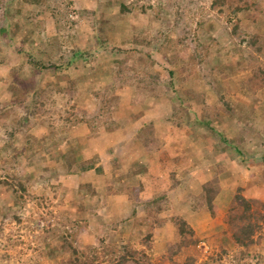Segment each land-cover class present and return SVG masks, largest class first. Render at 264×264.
I'll return each mask as SVG.
<instances>
[{
    "label": "rangeland",
    "instance_id": "374dc122",
    "mask_svg": "<svg viewBox=\"0 0 264 264\" xmlns=\"http://www.w3.org/2000/svg\"><path fill=\"white\" fill-rule=\"evenodd\" d=\"M0 1V26L12 28L22 26V33L15 40L6 41L1 37L4 50L0 60L5 57L6 62H0V138L7 144L3 146L4 143H0V181L17 185L15 179L19 176L22 177L27 190L26 193H20L22 200L20 198V201H17L6 186H0V264H61L60 258H57L59 253L54 254L55 258L53 253L61 251L64 242L73 244L81 250L101 247L102 251L107 245L120 248L131 241L137 250H141L143 246L140 240L149 234L153 235L154 249L149 253L153 255V263L165 260V264H184L187 257H192L198 259L199 264L207 261L212 254H219L222 255L221 260L211 264H236L238 247L227 237L225 226L213 220L209 211L200 206L196 199L202 193V186L218 176L222 187L218 198L221 209L225 210L238 188L244 186L246 196L257 197L264 203V88L253 95L241 82L247 77L249 83V78L258 70L264 72V50L258 53L255 48L243 44L239 37L232 34L238 23L241 24L242 32L249 37L257 33L264 34V0H257L258 22L248 19V15H252L249 12L233 15L229 13L228 6L213 9V0H44L39 6H29L25 0H17L12 4L10 0ZM122 4L126 6L134 4L137 9L130 16L123 17L120 15ZM143 5L147 7V13L139 10ZM23 7L25 11L22 10ZM160 7L161 14L157 15V9ZM17 9L21 10L19 15ZM10 15H13V19L8 20ZM120 19V25L115 26L119 28L112 31L113 25ZM23 20L35 24H24ZM32 30L35 32L34 41L37 44L34 48H42L48 53L53 51L54 57L58 58L66 55V61L61 63L64 68L72 49L92 48L96 35H107L110 46L118 45L121 49L134 48L132 42L123 46L119 41L134 40L136 36L141 37V40L150 39L152 35L158 36L162 45H166V39L170 38L179 44V51L188 59L187 62L192 61L191 55L197 56L195 60L197 64L201 57H207L193 82H190L193 84L182 81L186 78L185 72H180V75L177 73L174 78L176 85L174 92L165 88L169 93L164 98L165 102L161 100L157 102L158 106L153 108L158 113L153 118L157 124H160L159 121L162 122L161 125L163 120L169 121V125L164 124L167 126L162 127L160 131L165 129L167 135H173L177 139V136H182V131L189 135L178 139L174 145L170 143L165 147L164 142L159 141L155 154L160 152L164 169H158L165 170L162 173L164 177L155 179L153 176L154 187L137 194L138 218L144 215L142 218L148 219L145 207L158 197L167 198V203L166 200L163 201L166 207L164 218L159 215L160 221L154 224L153 229L148 226V221L134 223L132 219L116 217V207L121 204V199L111 202L110 197L114 195L108 196L101 189L92 202L100 201L102 206L94 211V216L92 210L87 209L92 212V217H95L89 218L83 201L90 196L80 198L78 189V182L82 180L80 176L63 177L51 182L47 180L53 172L62 171L64 168L63 163L55 159V154H64L70 148L84 160L100 157L99 161L102 165L106 163L107 170L116 155H122V169L112 170L115 176L113 179L125 172L126 168L137 169L149 160L146 158L142 161L149 150L146 149L140 156L139 154L136 156L137 142L132 138L138 132L140 126L138 123L128 130L122 128L119 132L123 133L121 137L119 134L115 136L112 131L107 132L102 127L101 138H96L99 135L90 138L86 127L80 126L71 133V136L75 135L76 138L72 139L70 136L68 140H63L49 151L37 152V145L52 131L49 132V127L60 123L58 113L61 108L54 107L49 98L48 105L30 111L32 94L28 93L29 98L20 96L21 89L29 90L31 86L39 85L47 89L51 83L58 84L59 77L70 75L76 78L81 75L78 73L92 70L89 64L81 66L80 69L72 65L68 70L60 72L55 69L42 73L33 70L26 60L33 46L30 45L32 43L26 46L28 39L24 35ZM54 39L56 45L52 43L49 47L48 42ZM19 50L24 54H19ZM102 51L99 54L95 53L96 58L98 55L99 58L93 66L94 68L98 66L95 70L99 73L98 68L108 70L104 65L112 67L109 59L105 64L101 60L109 57ZM153 53L158 52L155 49ZM37 58L41 59V56ZM186 66L190 68L189 65ZM167 68L178 70L172 65ZM160 70H163V67L157 66L153 72ZM66 84V80L63 79L62 85ZM82 85L79 87L80 96L75 102L78 104L84 100L80 108L86 112V118L90 119L97 109L96 103H99V98L96 94L101 91L103 82L102 80L97 83L91 82L95 87ZM134 92L131 87L115 89L114 95L122 100V106L125 104L122 113L116 114L117 117H128L133 109L140 106L142 111L148 98L136 104L133 100L136 96ZM59 99L58 96L57 101ZM171 102L179 109L177 123L185 122L180 126L181 129L176 122L171 123L173 109L168 106ZM224 103L230 105L231 112L224 111L227 106ZM7 111H11V114L4 116ZM152 115L150 109L149 119ZM26 117L27 121L24 119ZM208 118L218 119L219 125L212 121V124L204 126L203 122ZM11 133H14L12 139L9 137ZM240 136L242 138H237ZM239 139H242V142ZM48 144L52 143L49 141ZM161 149L163 152L159 151ZM175 149L179 153L172 154ZM236 149L245 152V156L240 154L243 160L252 158L248 166L243 164L239 155L237 156ZM226 151H233L235 156L232 158L230 155L222 156L227 153ZM19 153L21 156L18 157ZM125 154H129V162L124 161L127 158ZM201 157L207 161L202 167H189L190 164L195 165ZM100 179L95 172H90L85 178L86 181L94 183ZM122 181L118 177L111 186L119 185L123 183ZM113 206L115 210L111 215L109 210ZM132 206H135V202ZM184 215L190 218L201 242L195 249L184 251L180 258L169 260L168 245L177 240L172 219ZM100 228L101 233L97 232ZM262 228L264 231V225ZM261 256L264 264V241ZM69 257L70 253L63 255L66 260Z\"/></svg>",
    "mask_w": 264,
    "mask_h": 264
},
{
    "label": "trees",
    "instance_id": "16d2710c",
    "mask_svg": "<svg viewBox=\"0 0 264 264\" xmlns=\"http://www.w3.org/2000/svg\"><path fill=\"white\" fill-rule=\"evenodd\" d=\"M11 4L16 2L17 0H10ZM29 5L39 6L44 0H25ZM1 3V1H0ZM26 3V4H27ZM111 4L115 5L114 2ZM220 6L226 7L228 6L229 13L233 15H237L243 12H249L253 15H248V19L252 21L258 22L259 20V4L257 0H213L212 8L217 9ZM137 9L136 5L126 6L122 4L120 7V15L123 17L130 16ZM153 10L154 8L151 7ZM161 7L157 9V15L161 14ZM143 12L147 13V7L142 6L139 8ZM19 12V11H17ZM7 13H5L6 15ZM121 18V17H120ZM13 19V15L8 17V20ZM44 22V21H43ZM118 23L113 25L112 31L117 30L119 27H115L116 25H120L121 19L117 20ZM24 24L34 25L35 23L22 21ZM41 23H39L40 25ZM33 28V27H32ZM21 27H10V26H0V57L1 53H3L2 47V39L4 37L6 41L9 39H16L20 34ZM34 29V28H33ZM36 31V30H35ZM34 34V30H32ZM148 33V32H146ZM233 36L239 37L243 44H247L250 47H253L257 50L258 53H262L264 50V34L257 33L254 35H245L242 32L241 24L238 23L233 31ZM259 34V35H258ZM107 35L95 37V42L92 48L81 50L79 48H73L71 53L69 54V58L67 59L66 67L64 68L61 63L66 61V55L58 57H54L55 52L51 51L50 53L47 50L38 49V47L34 42V37L30 35L29 41L32 42L33 50L29 51L28 58L26 60L29 61V65L33 70L38 71L39 73L45 72L46 70L55 69L57 72L62 70H68L72 65H76L79 69L81 66L84 67L85 64L91 65L92 72L78 73L81 74L79 77H70V75H65L64 77H59L58 84L51 83L48 85L47 89L42 87H30L29 90L21 89L20 96L29 98L27 95L30 92L32 94L31 102L29 104V110L35 111L37 108L45 107L47 104V100L50 98L51 104L54 107H60L59 115L61 118L60 123L49 127V135L47 138L43 139L42 143L37 145V152L49 151L50 148L54 146H58L62 143L63 140H68L72 135V131L74 129H79L80 126L86 127V131L88 130L90 138L97 134H100V129L106 130L107 132L112 131L115 133H119L122 128L126 127L129 124H135L139 120L144 117V112L140 111L141 106L133 109V111L129 114L128 120H114V115L122 112V107L117 106L118 101L120 99L116 97L115 89H123L124 87H131L134 90L136 96L133 97L136 104L142 103L146 98L157 99L163 96H167L169 93L165 91V88L171 89L174 92L175 83L174 78L175 75L180 72H185L186 78L182 81L187 83L193 82L195 79V75L199 72L198 70L201 68L202 64L206 61L207 57H201L198 61V64L195 62L197 60L196 55H191V62H187L188 59L183 57V54L179 51V44L175 43L172 39H166V45H162L158 36L154 37L153 35L150 39H143L141 37L136 36L133 39H128L125 41H119L123 46L128 45L132 42L134 48L132 49H121L118 45L110 46L109 41L107 39ZM74 39L76 38L73 37ZM54 43L56 45L55 39L49 41V47ZM157 50L158 53H153L154 50ZM104 50V51H102ZM106 52L109 57L102 58L101 60L106 62L107 59L111 61V65H104L108 68V70L103 71L100 69V73L95 69L98 67H93L94 64L98 62L99 55L96 58L95 53ZM19 54H24L22 50L18 51ZM157 55V56H155ZM41 56V59L37 58ZM97 61V62H96ZM1 63L6 62V58L2 57L0 60ZM101 62V61H99ZM190 63V64H189ZM137 65V66H136ZM172 65L178 68V70L168 69L167 66ZM186 65H189L188 68ZM136 66V67H135ZM163 67V70L154 73L153 70L157 67ZM138 67V68H137ZM184 68V70L182 69ZM181 69V71H180ZM133 70V71H132ZM183 70V71H182ZM165 78V80L163 79ZM247 78V77H246ZM246 78L242 79L243 87L251 92L253 95L264 88V72L262 70H258L253 74L252 77L249 78V83H247ZM65 79L67 84L62 85V80ZM89 80L90 82H87ZM102 80L103 86L101 91L97 92V96L99 98V103H96L97 109L95 110V114L90 119L86 118V112L80 108L82 104H84V100L81 102H75V99L80 96V85L87 87H95V85H91V82H99ZM83 81V82H81ZM164 81V83L162 82ZM88 85H86V84ZM193 84V83H190ZM138 90V92L136 91ZM59 94V95H58ZM59 96V100L57 101V97ZM102 95V96H101ZM196 96V95H195ZM203 101V100H202ZM226 106L225 112H231L230 105L228 103H224ZM48 105V104H47ZM205 105V104H204ZM171 109H173V116L171 119V123L177 122L176 118L178 117V108L173 105H168ZM8 113H4L3 115L11 114V111H7ZM26 121L28 118H24ZM214 124L219 125L220 121L218 119L215 120H205L203 122L204 126L206 124ZM199 123V122H197ZM178 127L184 125V121H179ZM140 129L137 132V136L134 140L137 142V146L140 148H145L147 150H153V146H157L156 139V129L154 124H144L139 127ZM9 135V134H8ZM14 133L10 134V138L12 139ZM72 139L76 138V136H71ZM237 138H242L237 137ZM52 144H48V142ZM242 142V139H239ZM135 142V141H134ZM0 143H4L3 146H6L7 142L3 141L0 138ZM237 155L245 156L244 153L240 152L238 149ZM24 154V152H23ZM115 155V154H114ZM18 157L21 156L19 153ZM239 157L243 160L242 157ZM52 158V156H51ZM55 159L58 162L63 163V170L56 171L48 177L47 180L50 182L53 180H60L61 178H68L69 176H80L82 179L78 182L79 194L81 197L85 195H89L91 199L95 200L94 197L98 196L97 193V185L93 182H88L85 180L86 175L90 172H95L99 178H102L104 175V167L102 163L99 161V157H94V159L84 160L78 156V154L74 151V149L70 148L66 153L55 154ZM252 158L244 159L243 164L249 165V162ZM264 160V157H263ZM113 167L118 168L119 159L116 156L113 161ZM174 177V176H173ZM14 179V177H12ZM24 179V178H23ZM17 185L10 184L6 181H0V186H6L11 193L14 194L17 201H20V193H26V187L22 182V177H16ZM101 180V179H100ZM16 182V181H15ZM113 179L110 181H106L108 185L107 194L108 196L114 195L117 196L124 191V189L120 186H111L113 183ZM55 186L54 184H52ZM255 187V185H253ZM18 188V189H16ZM222 187L221 181L218 176L214 177L212 181L207 182L202 186V193L197 197V202L203 208H206L212 219L215 220L218 224H222L226 228L227 237L229 240L234 243L239 251L236 254V264H241L243 262H249L251 264H262L263 257L261 256L263 241H264V232L262 225H264V203L258 199H253L251 197L246 196V186L239 187L236 195L233 196L228 207L223 210L218 204V198L221 195ZM106 196V195H102ZM190 196V195H189ZM22 200V198H21ZM166 200L164 197H158L152 201L151 205L147 208V213L149 215L148 226L153 229L154 224L159 223V214L166 210L163 201ZM96 208H101L102 203L97 201L94 203ZM198 205V206H199ZM197 206V208H198ZM19 220L18 217H15ZM172 222L175 226V237L176 242L168 245V257L169 260H173L174 258H180L181 255L184 254V251L195 249L201 242V239L198 237L197 232L194 230L189 221L183 219L182 217H176L172 219ZM152 223V225H151ZM64 247L61 251H57L53 253V257L55 255L60 258L61 264H165L166 261H162L161 263H153V255L152 253L153 247V235H146L144 238L140 240V244L143 246V249L137 250L135 245H132L131 241L127 244L122 245L120 248L114 247L112 245L105 246L102 251L101 247L92 248V249H79L75 247L73 244H68L64 242ZM101 245V244H100ZM66 253H70L69 259H64L63 255ZM46 254V253H45ZM55 254V255H54ZM46 256V255H45ZM222 255L212 254V256L208 258L207 261L201 262L199 264H211V262L220 261ZM103 260V261H102ZM255 261V262H254ZM198 259L187 257L186 262L184 264H198Z\"/></svg>",
    "mask_w": 264,
    "mask_h": 264
},
{
    "label": "crops",
    "instance_id": "0c3cea01",
    "mask_svg": "<svg viewBox=\"0 0 264 264\" xmlns=\"http://www.w3.org/2000/svg\"><path fill=\"white\" fill-rule=\"evenodd\" d=\"M30 6V5H29ZM22 10H24L25 11V7H23L22 8ZM17 11H19V12H17V14L19 15V13L21 12V10H19V9H17ZM21 20V19H20ZM26 30V29H25ZM20 33H22V31H20ZM35 34V33H34ZM34 34L30 31L29 33H25L24 35H26L27 36V39H28V42H27V44H26V46H33L32 44H30V43H32V42H30L29 41V37H30V35H32V37H34ZM35 38V37H34ZM35 40V39H34ZM35 42V44H36V41H34ZM30 44V45H29ZM104 72H106L105 70H103ZM25 83H27V82H25ZM39 87H41L40 85H39ZM169 95V94H168ZM167 95V96H168ZM167 96H163V97H161L160 99L159 98H157V99H150V98H148V100H147V102L143 105V107H142V111L144 112V117L141 119V120H139L137 123H135V124H138V123H140V126L142 125H144V124H154V126H155V129H156V139H157V144L159 145L160 143H159V141L160 140H162V143H163V146L165 147V145L166 144H170V143H172L173 145L175 144V141H177L178 142V139H181L182 137H184L185 136V138H186V136L188 135V134H186L184 131H182L183 132V134H182V136H177L178 137V139L175 137V136H173V135H167V133H165V129H164V131H160L161 130V128L163 127V128H165L166 126H164V124H168V122L169 121H167V120H163V125H161V123L162 122H158V123H160V124H157L156 123V120H154L153 118H154V115L155 114H158V113H156L155 112V109H153L154 107H157L158 105V103L157 102H161V100H163V102H165L164 100V98L165 97H167ZM118 106H120V107H124V105L122 106V100L121 101H118ZM156 105V106H155ZM144 106H148V108L146 107H144ZM144 108V109H143ZM150 109H151V113L153 114L152 115V118H150L149 119V117H148V113H149V111H150ZM122 113V112H121ZM128 117H129V115H128ZM128 117H117V116H115L114 117V120L115 121H117V120H128ZM156 117V116H155ZM150 121H149V120ZM155 121V122H154ZM177 123V122H176ZM185 123V122H184ZM135 124H129V125H127L126 127H124V129L126 130H128L129 128H131L132 126H134ZM169 125V124H168ZM139 126V127H140ZM138 127V130L140 129ZM181 129V128H180ZM101 129H100V134H97V135H99V136H96V138H101L102 136H101ZM132 132V131H131ZM131 132H129V133H131ZM161 132H164V134H161L160 135V133ZM104 133L105 134H107V132L106 131H104ZM113 134L115 135V136H117L116 134H119L120 135V137L122 136L121 134H123V133H115V132H113ZM128 134V133H127ZM126 134V135H127ZM119 135H118V137H119ZM108 136H109V134H108ZM136 136H137V134L132 138V139H135L136 138ZM189 136V135H188ZM131 139V140H132ZM221 143H223V142H221ZM178 145V144H177ZM225 146V145H224ZM136 147H137V149L135 150V152H136V156L139 154V156H140V153H144L145 151H146V149L145 148H140V147H138L137 145H136ZM154 147V150H149V153H147V156H145V158L142 160V161H144L146 158H148L149 160H147L145 163H143L140 167H138L137 169L136 168H126V171L125 172H123V173H121L118 177H120L123 181V183H120L119 185H116V186H120V187H122L123 189H124V191L122 192V193H120L119 195H117V196H111L110 198H111V202H115L116 200H118V199H121V204L119 205V206H117L116 207V211H117V215H116V217H118V218H123V217H126V220L127 219H132V221L135 223V221L138 223V222H143V221H147V218L145 217V218H142V216H144V215H141V217L140 218H138V214H137V209H138V200H137V198L139 199V196H137V194L139 193L140 194V192L141 193H143L144 191H149V188H151V187H154V185H153V183H154V177H155V179L157 178V177H164L163 175H162V173L165 171V170H159L160 168L161 169H164V166H163V164H162V161H161V158H160V152L159 151H161V152H163V149H164V147H163V149H161V150H159L158 152V154H155V152H156V146H153ZM153 147H151V148H153ZM166 148H169V147H166ZM177 148H179V146L177 147ZM158 149V148H157ZM222 152H223V150H221ZM227 152V151H226ZM229 152V153H228ZM226 154H228V155H226V154H224V155H222V156H225V157H228L229 155L231 156V158L233 157V156H235V153L233 152V151H228ZM174 153H179V152H177V150L175 149V150H173L172 151V154H174ZM181 153V152H180ZM244 154H245V152H244ZM116 156H118V159H119V164H118V168L116 167V169H122V166H123V163H121V159H122V155H119V154H117ZM125 156L127 157V158H125L124 159V161L125 162H129V158H130V156H129V154H125ZM129 156V157H128ZM238 156V155H237ZM100 158V157H99ZM113 161H114V159L111 161V167L109 168V170H107L106 168H105V164L103 165V167H104V175L105 176H103L102 178H101V180L100 181H98L97 183H95L98 187H97V193H99V189H101V191L102 192H107V189H108V185L109 184H107L106 183V181H110V180H112L113 179V177H115V176H113V174L114 173H112L113 171H115L116 169H113ZM204 162H207L206 160H203L202 159V157L196 162V164L195 165H192V164H190L189 165V167H191V166H199V167H202V165H203V163ZM218 167H219V165H218ZM217 167V168H218ZM222 166L220 165V168H221ZM112 168V169H111ZM159 168V169H158ZM120 169V170H121ZM154 169H158V170H154ZM187 169V168H186ZM113 170V171H112ZM156 172V173H155ZM161 174V175H160ZM154 176V177H153ZM117 177V178H118ZM116 178V179H117ZM116 179H113V181H115ZM158 179V178H157ZM89 182H93L94 183V181H89ZM251 196H252V193H251ZM94 198H96V197H94ZM252 198H255V199H257V197H252ZM93 199H91L90 197H88L86 200H84L83 201V205H84V208H85V210H92V215L94 216L95 214H94V211L95 210H97V208H96V206H94V204H93ZM133 202H135V206H132V204H133ZM141 202V201H140ZM151 203L152 202H150V205H151ZM113 205V204H112ZM149 207V206H148ZM148 207H145V211H147V208ZM110 209V208H109ZM87 210V212H88V216H89V218L91 217V218H93V219H95V217H92V215H91V213L89 212ZM115 210V208H114V206L109 210V212H110V214L111 215H113V211ZM102 212V211H101ZM102 214L103 213H101V216H102ZM164 211L163 212H161L159 215H161L160 217L161 218H164ZM123 216V217H122ZM192 216V215H191ZM142 218V219H141ZM182 218L183 219H185V220H187V221H189V223L192 225V223L190 222V218L188 219V218H186V216L184 215V216H182ZM92 220V219H91ZM93 221H95V220H93ZM127 222H130V221H127ZM97 232H99V233H101V228L99 229V231H97Z\"/></svg>",
    "mask_w": 264,
    "mask_h": 264
}]
</instances>
